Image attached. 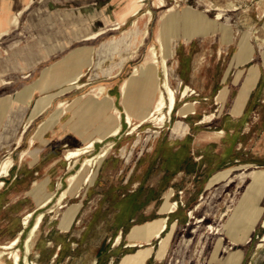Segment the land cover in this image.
<instances>
[{"label":"rangeland","instance_id":"obj_1","mask_svg":"<svg viewBox=\"0 0 264 264\" xmlns=\"http://www.w3.org/2000/svg\"><path fill=\"white\" fill-rule=\"evenodd\" d=\"M45 1L34 0L32 8L44 4ZM164 1L163 6H160L157 0L141 1L142 4L144 3L141 13L147 15L139 23L138 29H133L130 39L132 43L129 45L125 42L121 43L116 47L115 52H109L112 50L105 47V50L109 51H103L100 58L95 60L90 68L85 69L86 74L81 77L78 87L54 98L52 105L30 122L21 148H26L31 135L35 133L41 121L50 118L58 109L59 101L67 102V110L63 115L65 116L68 110L75 109L76 102L82 97L89 99L90 94L95 96L94 90L101 85H104L103 95H105L108 94L106 84H112L109 93L116 97L118 107L113 111L116 116L121 115L122 112L126 117L123 100L118 91L122 81L131 76L134 66L142 63L149 55L148 48L151 44H156L157 49H160L155 39L161 18L168 19L171 16L179 18L190 10L202 16L209 26L206 29L200 28L190 39L192 30L186 31L183 22L178 21V29L171 33L169 48L172 54L168 57V67L170 84L177 96L174 112L165 118L163 123L154 119L148 120L133 131L131 124L127 123L124 117L126 124L121 131L110 138L96 142L87 152L77 157H65L69 150L75 149L74 141L61 146L55 136L52 143L49 142L47 145L46 153L44 152L46 155L40 153L36 159L33 155L32 157L25 155V161L17 170L15 168L21 148L14 150L15 146H13L0 154V164L9 157L13 159L9 175L3 178L4 181H10L13 177L16 179L19 173L27 176L28 162H32V185L36 180L42 182L41 188L37 186L32 189V203L23 204L25 209H32V216L29 217L27 224L24 223L27 214L15 216V210L6 216H0V245L8 244L17 236L20 237L15 248H0V251L6 252L2 255L3 258L1 257L2 264H13L11 251L19 254V264L27 262L28 264H93L95 260L109 259L122 264L145 262L147 264H241L244 252L241 245L234 243L232 236L240 223L250 222L251 216L245 215L241 206V202L247 201L250 197L252 180L250 173L255 169H264V0ZM171 6L173 9L168 11ZM148 10H151V15H148ZM219 12L222 13L221 18H217ZM145 29H148L149 33L143 43H140ZM121 31H113L112 34L120 35ZM20 32V34L17 32L10 34L9 39L2 46L7 49L14 41H27L35 33L29 28L21 29ZM246 34L249 35V41L254 48V60L239 63L241 41ZM80 46L81 44L73 45L71 49ZM111 54H114L112 59L108 57ZM62 55L64 54L55 56L51 61L61 58ZM124 56L128 59L124 67L118 69L117 64ZM105 57L107 58L104 59ZM49 62L39 65L35 71H32V77L25 81L39 77L40 70ZM252 64L260 66L261 78L249 99L246 112L251 131L249 138L243 139L236 132L240 129L236 120H232L228 112L238 89L240 91V82L242 79V82L245 80L246 70ZM110 68L115 72L108 77L107 70ZM239 70L242 72L238 81ZM157 71L160 77L164 78L162 68ZM9 80L16 81V77L10 75ZM137 80L131 82L130 87L135 88L138 84ZM65 85L43 92L37 97L56 92ZM186 87H189V90L184 96ZM222 88H228L229 93L225 99H218L224 94L225 89L220 91ZM187 102L193 104L194 113L189 111L188 116H182L178 110ZM210 115L213 116L208 118ZM61 118L62 115L51 126V132L55 133L54 128H59ZM138 121L134 119L133 125ZM184 126L186 130L183 129ZM221 129H225L226 132L221 133L222 135L218 134L224 136L221 139L222 146L231 145L232 148L238 141H243L246 149L241 150L239 160L221 165L219 159L210 156L217 145L201 142L199 149L209 154L207 160L211 169L207 178H201L195 186H190L188 180L183 179L180 185L175 186V191L168 187L163 190L169 183V173L171 174L178 161H183L186 153L184 149H188L187 145H184L176 151L177 143L200 134L216 135ZM229 129H234V134L231 135ZM107 147H110L107 155L101 161H94L92 166L87 167V170H94L93 179L78 180L66 198L59 202V196L66 187H69L68 177L77 172L86 157H93ZM58 151L64 153L66 159H59L52 167L46 166L48 161L51 159L53 161ZM247 161H255V164L247 166ZM34 168H38L39 173H34ZM14 169L15 174L12 172ZM166 172H169L167 176H165ZM231 176H233L232 180H228ZM143 180L148 186L158 185L159 190L164 191L163 197L170 190L169 201L176 202L177 209L165 215L156 214L160 211L164 198L151 208L142 206L145 198L154 195L148 187L137 197H125L126 194L132 195ZM179 186L182 190L177 189ZM206 186L208 188L203 190ZM36 192L38 194L34 199L33 194ZM43 193L52 194V198L46 205L35 210L38 205L35 200L39 199V195L43 196ZM189 195L198 198L199 205L195 209V206L189 208L187 202ZM257 201L264 217V192ZM132 204L137 208H132ZM73 207H78L74 213L76 216L69 218L66 212ZM144 210H147L148 214ZM40 213L44 216L29 241L30 251L27 254L26 239ZM163 217H167L168 223L162 236H166L170 231L172 234L162 258L157 255L160 248L158 237L155 239L152 237L144 246L139 245L132 250L125 249L122 240L117 242L121 230L123 237L126 238L133 225ZM58 225L70 229L62 233L57 230ZM150 246L154 252L145 262L138 258L136 261L127 259L137 255L140 249Z\"/></svg>","mask_w":264,"mask_h":264},{"label":"crops","instance_id":"obj_2","mask_svg":"<svg viewBox=\"0 0 264 264\" xmlns=\"http://www.w3.org/2000/svg\"><path fill=\"white\" fill-rule=\"evenodd\" d=\"M29 3L30 0H0V33L7 31L0 36V79H2V82H0V154L8 151L13 146H15L14 150H19L22 147V143L27 133L26 126L30 124H28V119L39 94H43V92L52 90L58 86L65 85L67 81L79 71V66H77L79 61L81 63H79L80 69L84 76L86 74L85 69L90 68L95 60L100 58L102 51H106L105 47L109 46L108 48L112 51H107L115 52L116 47L121 43L125 42L128 45L131 44L132 41L130 39L132 38L131 34L133 29L138 28L139 23L144 19L145 15H147L146 13H141L143 6L137 11V14L134 15V13H132V0H46L44 4L38 5L34 8H32V2L26 7ZM151 8H153V6H151ZM20 11H22L19 15L20 21H18L16 26H13L11 20ZM134 17L135 19H138L137 26H134L133 24L135 20L133 19ZM119 23H121L120 28L114 29ZM78 25L79 27H77ZM25 28L33 29L35 32L27 41L16 40L11 47H7V49L2 46V44L9 39V34L15 32L20 34L21 29L24 30ZM100 30L104 32L97 36L98 38H90L92 33ZM110 30L112 31L110 32ZM118 30H122L120 35L112 34L113 31ZM115 38H117V40ZM77 44H81V46L71 49L73 45ZM60 54L64 55L55 61H51L52 58ZM114 54H111V56L108 57L112 59ZM90 55L92 56V61L89 63L88 59ZM106 58L107 57L104 59ZM13 59L15 61H13ZM127 59V56L121 57V60H124V63L120 66V61L119 64H117V68H123ZM252 60H254V56L251 60L246 62ZM46 62L49 63L40 70L39 77H36L34 80L31 79L30 81H25L29 77H32V71H35L39 65ZM253 66H258L259 68V75L255 85L250 90L239 111L235 109V99L239 92L238 89L237 95L235 96L230 111L228 112L232 117V120H236L238 128L241 129L242 127L241 131H239L240 129H237L236 132L239 137H243V139H246V137L249 138L248 135L251 131V125L248 123L246 112L249 99L261 78V69L258 64H252L249 66L244 77ZM107 71L108 77H111L110 75L115 72L113 68H110ZM10 75L16 77V81L9 80ZM137 81L138 84H136L135 88L134 86H131V94L133 97L140 99L142 94L138 95V93H142L140 88L141 80L138 79ZM30 85H35L36 87L33 97L20 96V92L26 86ZM121 85L118 91L119 93L121 92L120 95L122 100H124ZM112 87V84H106L108 94L103 95L101 98H96L90 94L89 99L82 97L83 100H78L76 104L72 103V105L75 104V109L68 110L65 116H63L64 113L62 114L59 128H54L56 134L51 132L50 128L57 122V120L54 121L50 117L41 121L35 133L30 137V139L35 137V143L31 146L29 144V139L26 148H21L17 161L18 164L15 169H19V167L22 166L23 161H25V156L23 158L21 157L24 150L29 156L32 157L33 155L36 159L40 153L44 154L48 143H52L54 140V136L57 138V141L61 146L69 141H74L76 143L75 148L83 147L90 141H95L96 143L113 136L111 132L117 126L118 120L116 113L113 111V106L117 107L116 97L109 93V90H111ZM224 89L225 88H222L220 91ZM226 89L227 91L226 94H224V99L229 93L228 88ZM152 92L149 94V96L152 97L148 96L144 106H149L148 103H150L153 98ZM109 97H112V100H110ZM122 102L124 105V101ZM144 106H141V112L133 110V120H140L145 111H143V109L146 108ZM124 117L125 116H123L121 112V119L119 122L122 125V129L126 124ZM221 130L226 133L225 129ZM234 132V129H229L231 135L234 134ZM222 137L224 136H218L217 132L216 135L200 134L194 138L190 137L191 139L189 140L183 139L184 142L182 143L178 142L175 148L176 151L180 150L184 145H187L188 149H184L186 153L183 161L179 162L180 166H175L171 174L169 172L165 173V176L169 173L170 177L168 180L169 183L163 188V190L168 187L170 190L175 191V186L180 185V181L183 179H187L190 186H195L201 178H207L211 166L208 164L207 160L209 154L199 149L201 142L217 145L215 151L212 152L210 156L219 159L221 165L229 164L231 161H238L239 156H241V150L246 149L243 141H238L231 148V145L222 146ZM19 140L20 144L18 143ZM59 159H66L64 158V153H61V151L57 152L53 161L52 159L48 162L46 161V166L52 167ZM28 163V170L25 168L26 171H28L27 176H23V173H19L20 175L16 176V179L13 177L12 180L7 182L3 180V178L7 176L0 177V182H3V185L0 186V216H6L12 210H15V216H24L25 214L32 212L31 208L25 209L23 204L25 202L32 203V189L37 186L38 188H41L42 186L40 184L42 182L36 180L32 185V162ZM253 164H255V161H247L246 163L247 166ZM15 169L12 171L14 174L16 172ZM34 169V173H39L38 168ZM145 182L146 181L143 180L134 192L139 189L145 190L148 187L154 195L150 198H145L143 203L141 202L142 206H148L147 208L150 206L151 208V206H155L160 199L165 198L160 211L156 212V214L165 215L166 213H169L162 208L166 201L169 200L170 190L167 195L163 197L162 194L164 191L159 190L160 187L158 185L150 184V186H148ZM208 183L210 182L208 181ZM207 186L204 187L203 190L207 189ZM180 188L181 187L179 186L177 189L182 190ZM37 194V192L33 194L34 199H36ZM190 195L187 200L189 208L195 206V209L199 205V203H197L198 198L197 196L191 197ZM48 196H52V194L46 193V195H44L43 193V196L39 195V199L35 200L36 204H38L35 210L42 207L41 203ZM257 203L253 208V214L249 215V217L251 216L249 223L255 219L256 215H258V217L256 221L253 222L254 227L248 237L245 238L242 231L239 229V226L244 223H240V225L236 227L237 230L232 236L234 243L238 246L241 245L242 251L244 252L241 264H264V217H262L261 214L262 210L259 214L260 208ZM144 212L148 214L147 210H144ZM59 222H61V220ZM144 224L145 223L133 225L126 238L123 237V231H120L121 240L123 241L122 244L125 249L130 248V250H132V248L147 243L144 233L141 230H136ZM259 225L261 226L258 227ZM69 229L70 228L65 226L61 227V225L60 227L58 225L57 228V230L62 233L68 232ZM155 238L156 237L153 239ZM153 252L154 251L152 250L150 256H152ZM93 264L122 263L109 259L107 261L95 260ZM144 264H147V262Z\"/></svg>","mask_w":264,"mask_h":264},{"label":"bare ground","instance_id":"obj_3","mask_svg":"<svg viewBox=\"0 0 264 264\" xmlns=\"http://www.w3.org/2000/svg\"><path fill=\"white\" fill-rule=\"evenodd\" d=\"M33 1L34 0H30V3ZM141 1H143V0H132V13H134V15H136L137 11L143 6ZM164 2H165L164 0H157V3L160 6L161 5L163 6L165 4ZM30 3L27 4L26 7H28V5H30ZM172 9H173V6L169 7L167 10L171 11ZM124 10H126V9H124ZM21 13H22V11H20L18 14H16L13 17V19L11 20L13 26H16L18 21H20L19 15ZM147 13H148V15L152 14L151 10H148ZM221 17H222V13L219 12L217 15V18H221ZM178 21L183 22L182 24H184L186 31L192 30L191 34L189 35L190 39L192 38L193 34H195L197 31H199L200 28L206 29L207 26H209L202 16L197 15L196 13H194L193 11H190V10L186 11L179 18L172 17V16L168 19L167 18L163 19V17L161 18L160 27L158 29L157 36L155 39L156 43L159 44L160 49L159 50L157 49L156 44H151L148 48V54L149 55L144 59V61L142 63L134 66V68L132 70V75L130 77L126 78L121 85V89H122L123 96H124L123 101H124V105H125L124 108H125V114H126L125 120L127 121V123L131 124L132 131L137 129L141 125H143L148 120L154 119L156 121H159V123H163L165 118H167L168 116H171L175 110V107L177 104V96H176L175 89L171 86L170 80H169L168 57L171 56V54H172V50H170V48H169V45H170L171 40H172L170 36H171V33L173 31H176L178 29V26H179ZM133 24H134V26H137L138 19H135ZM120 26H121V23H119L114 29H118V28H120ZM77 27H79V25ZM112 30H110V32ZM5 32H7V31H4V33H0V36L2 34H5ZM103 32L104 31L100 30L98 32L92 33L90 35V38H95V37L99 36L100 34H102ZM148 33H149V30L145 29V31L142 34V39L140 41L141 43H143V41H144L143 38H145L148 35ZM115 39L117 40V38H115ZM84 41H86V40H84ZM107 47H109V46H107ZM120 47H122V46H120ZM159 52H160V55H159ZM15 54H16V52H15ZM253 56H254V48H253V46H251V43L249 41V35L246 34L241 41V49H240L239 56H238V62L239 63L246 62L248 60H251L253 58ZM13 61H15V60L13 59ZM88 61H89V63L92 61L91 55H90ZM79 63H80V61H79ZM79 63L77 65V66H79V69H78L79 71L77 72V74L75 76H73L72 78H70L67 81V83H66L67 86L65 85L64 87H62L60 90H58L56 92L44 94V95H41L40 97L37 98L36 103L33 107L32 113L29 116L28 124L34 118H36L37 116L42 114L49 106H51L54 98H56L57 96H62L64 94H66L67 92L71 91L72 89L78 87L77 84L79 83L81 77L83 76V73L80 69L81 63L80 64ZM123 63H124V60H121L120 66H122ZM160 67L163 70L164 78L160 77V75L157 71ZM241 72H242L241 70L238 71L237 80H239ZM258 75H259L258 66H253L252 68L249 69V72L247 73L245 80L242 82V84L240 86L239 94L237 95V97L235 99V102H236L235 103V109L237 111H239L240 108L243 106L250 90L255 85V82L258 78ZM137 79L141 80V87L140 88L142 91V95H141L140 99L133 97L131 94L130 84H131V82H133ZM0 82H2V79H0ZM3 82H6V81H3ZM35 89H36L35 85L26 86L20 92V96H24V97H31L32 96L33 97ZM103 90H104V85H101L99 88L94 90L95 91V97L101 98V96L103 95ZM188 90H189V87H186V89L183 92L184 96L187 95ZM226 91H227V89H225L223 93L225 94ZM150 92L153 93V98L150 102L151 104L149 106H144V104L147 101L148 94ZM154 93H155V96H154ZM224 94L220 95V97L218 99H223ZM110 100H112V98ZM66 104H67V102H65V101H59L58 109H56L51 115V118L54 121L58 120L60 118V116L67 110L68 105H66ZM111 106H112V104H111ZM141 106L146 107L143 109V111L144 110L145 111L143 112V115L140 118V120L133 125V117H134L133 116L134 115L133 110L141 112L142 111ZM114 109H115V106H113V110ZM194 109L195 108L193 107V104L187 102L182 106V108H180L178 110V113L181 114L182 116H186L189 111L191 113H194V112H192V111H194ZM212 116L213 115H210V116H208V118H211ZM120 119H121V115L118 114L117 115L118 124L111 132V134L113 136L116 135L122 129V125L119 122ZM27 126H26V128H27ZM183 129L186 130V127L184 126ZM221 133H223L222 130L218 131V134H221ZM18 143L20 144V140L18 141ZM34 143H35V137L31 138L29 144L32 146ZM94 144H95V141H90L87 143V145H85L83 147H78V148H75L73 150H69L66 153L65 157L71 158L73 156H75V157L80 156L81 154H84L85 152H87L89 148L93 147ZM109 150H110V147H107L104 150H102L101 152L97 153L95 156L86 157L84 159V161L82 162V164L79 167V169L77 170V172L71 174L68 177L69 187H66L64 189L63 193L59 196V199H58L59 202H62V200L64 198H66V195L76 185L78 180L82 179L85 181H89V180L93 179L94 170H92V169L87 170V167L92 166L94 161L95 162L101 161V159H103L107 155ZM26 154H27V152L24 150L21 154V157L23 158ZM12 165H13V159L11 157H9L6 160H3L0 164V176L1 177L8 176L10 168ZM84 172H85V174L83 175ZM250 176L252 177L251 185H250V197L247 201L241 202V206L244 209L243 211H245L244 212L245 215H252L253 214V208L255 207L256 201L261 196V194L264 192V169H255L250 173ZM232 177L233 176H231L228 180H232ZM1 185H3V182H0V186ZM51 197L52 196H48L45 199V201H43L41 203V206L46 205V203H48L50 201ZM254 199H256V200H254ZM77 208L78 207H73V208L69 209L66 212V216H68L69 218H72V216L74 215ZM162 209L166 210L168 212H174L177 209V203L176 202H170L169 200H167ZM260 212H261V209H259V214H260ZM31 216H32V212L27 214V216L25 217V220H24L25 224L28 223L29 217H31ZM43 216H44L43 213H40L38 215L37 221L35 222V224L31 228L30 235L28 234L29 236L26 239L27 254L30 251L29 241H30L32 235L35 233V231L39 227ZM257 217H258V215H256L255 219L251 223H249V224L244 223L241 226H239V229L242 231L243 236H245V238L252 231V229L254 227L253 222L256 221ZM167 223H168L167 217H163V218L153 220L151 222H146L143 226L138 227L136 229L138 231L141 230L144 233L147 243L149 242V240L152 237L153 238L158 237L160 239V248H159V252L157 254L159 258H162L164 256V253L166 251L167 245L170 241L171 234H172V231H170L169 233H167L166 236H162V233L165 232L167 229ZM210 228H212V226ZM120 240H121V235L118 236L117 242H119ZM19 241H20V237L17 236L8 244L0 245V248L1 249L15 248L14 246L17 245ZM132 246H134V245H132ZM140 246H144V245H140ZM151 250H152L151 246H150V248L144 247V248L140 249V252L137 255L128 257L127 259L128 260L135 259V261H136V258H138V259H140V261L145 262L147 257L151 254V252H152ZM5 253L6 252L0 251V260H1L2 255ZM11 254L13 256V264H19V261H20L19 254L15 251H11ZM0 263L2 264L1 261H0ZM26 264H28V262Z\"/></svg>","mask_w":264,"mask_h":264},{"label":"trees","instance_id":"obj_4","mask_svg":"<svg viewBox=\"0 0 264 264\" xmlns=\"http://www.w3.org/2000/svg\"><path fill=\"white\" fill-rule=\"evenodd\" d=\"M185 160H186V158H185ZM185 160H184V161H185ZM176 166H180L179 161H178V163H177ZM141 192H142V189H139L138 191L134 192L132 195H130V194H126L125 197H129V196L137 197L139 194H141ZM149 198H150V197H149ZM134 203H135V202H134ZM132 208L136 209L137 206H134V204H132Z\"/></svg>","mask_w":264,"mask_h":264}]
</instances>
